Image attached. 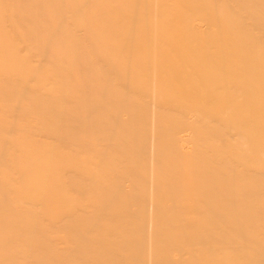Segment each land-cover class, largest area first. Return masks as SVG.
<instances>
[{"label": "bare ground", "instance_id": "obj_1", "mask_svg": "<svg viewBox=\"0 0 264 264\" xmlns=\"http://www.w3.org/2000/svg\"><path fill=\"white\" fill-rule=\"evenodd\" d=\"M0 264H264V0H0Z\"/></svg>", "mask_w": 264, "mask_h": 264}]
</instances>
